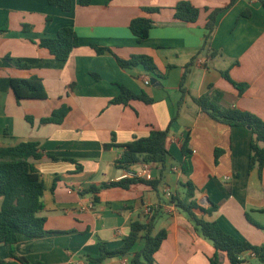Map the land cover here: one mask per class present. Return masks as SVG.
<instances>
[{
    "label": "crops",
    "instance_id": "obj_1",
    "mask_svg": "<svg viewBox=\"0 0 264 264\" xmlns=\"http://www.w3.org/2000/svg\"><path fill=\"white\" fill-rule=\"evenodd\" d=\"M180 1L90 0L81 5L73 0V9L65 12L48 0H0V27H8L0 35V147L34 141L44 154L31 162L44 183L45 208L40 215L46 217V233L39 238L19 235L15 246L30 264H125V258L128 264L144 247L143 239L129 256L101 263L89 258L100 255L102 242L109 250L121 248L132 221L146 223L153 214L158 215L154 234L168 233L155 264H209L216 252L213 243L171 202L172 196H184L189 181L197 188L201 206H218L208 220L241 240L264 245V170L260 175L249 166L252 131L214 120L193 101L211 93L221 108H240L264 119V6L260 0H236L219 14L208 49L207 18L230 0H188L201 11L194 23L174 17ZM145 7L161 10L148 13ZM245 11L249 17L242 16ZM140 16L153 20L142 42L129 28ZM63 27L74 28L80 40L66 61L38 45ZM92 45L109 48L124 59L149 55L160 77L143 65L122 68L114 53L98 54ZM20 61L30 68H20ZM191 62L183 93L182 73ZM227 69L234 80L249 84L242 95L222 77ZM32 76L42 79L48 98L18 103L10 79ZM119 84L145 93L153 102L112 104L120 94ZM63 105L70 111L61 124L41 123ZM152 130H169L165 166L151 165L150 180L160 181L157 190L137 184L86 192L93 185L122 180L124 169L118 160L125 146ZM186 139L191 150L187 158L182 153ZM216 150L222 151L217 158ZM185 160L187 172L182 169ZM142 166L137 163L130 169ZM0 256L9 259L8 246L0 245ZM242 258V264L260 262L249 252ZM220 261L230 264L224 253Z\"/></svg>",
    "mask_w": 264,
    "mask_h": 264
},
{
    "label": "trees",
    "instance_id": "obj_2",
    "mask_svg": "<svg viewBox=\"0 0 264 264\" xmlns=\"http://www.w3.org/2000/svg\"><path fill=\"white\" fill-rule=\"evenodd\" d=\"M236 0H230L228 6L213 10L205 26L204 47H210L211 40L216 30L217 18L220 13L231 6ZM50 5L60 8L62 11L69 12L73 9V0H48ZM264 6V0H260ZM90 0H80L81 5H88ZM148 13L159 12V7H145ZM174 17L178 20L194 23L200 17V9L190 1L183 0L174 7ZM242 16L249 17L250 12L245 11ZM50 19V18H49ZM132 34L138 42H142L149 37L150 30L153 28V20L149 16H140L133 19L129 26ZM8 32V27H0V35ZM38 45L47 49L57 60L66 61L73 50L80 45V40L75 29L72 27L61 28L55 37H44L38 41ZM98 54L105 52L114 53L111 49L92 45ZM215 55L216 52H213ZM118 64L122 68H130L136 65H143L145 70L158 74L157 65L149 55H133L129 59H124L114 53ZM8 60H11L8 58ZM238 64L235 62L234 65ZM193 62L184 67L181 80V89L185 93V81L190 73ZM20 68L29 69L30 66L20 61ZM222 77L230 82L242 95L249 87L248 83L234 80L230 74V69L221 71ZM11 88L20 103L25 99L48 98V93L42 79L37 76L30 78H11ZM120 94L114 98L112 104L127 105L132 100H142L152 103L153 99L145 93L137 94L123 84H119ZM210 90H216L210 86ZM194 103L207 113L214 120L226 124L230 127L244 126L252 131L250 144V169L257 168L260 175L264 170V119L260 116L240 108H221L211 93H206L200 97L193 98ZM70 108L63 105L55 110L51 116L41 119L42 124L55 123L61 124ZM32 121L31 117H28ZM169 130H152L147 136L135 137L128 145L118 160L121 169H129L137 163H147L151 165L165 166L170 155L168 147ZM182 153L190 156L188 139L182 146ZM222 153L216 150V158ZM44 156L40 149V144L34 141H24L14 146L0 147V245L9 247V259L0 256V264H30L28 260L20 256L16 250L18 236L25 235L31 238L43 237L46 233V217L40 213L44 210V183L40 175L31 162L32 159H41ZM182 169L187 172L188 163H182ZM137 184H144L154 190L158 189L160 181L145 180L140 178H125L119 181L105 182L99 186H91L86 192L99 193L107 188L130 189ZM185 193L183 197L172 196L171 202L186 212L193 220L196 230L205 238L210 240L215 247V254L209 258V264H221L220 253H224L230 264H242V256L245 253H253L260 262L264 263V245L257 246L249 241L241 240L225 232L216 221L208 220L217 209L216 204L209 207L201 206L196 199L197 188L190 181L184 184ZM157 214H153L149 222L139 220L132 221L130 233L125 237L124 244L116 250H109L104 242L100 244V255L90 257V261L101 263L108 258L115 256H129L141 239L144 240V247L134 253L128 264H155V254L159 251L162 243L167 238V231L161 230L154 234ZM251 220V218L248 216Z\"/></svg>",
    "mask_w": 264,
    "mask_h": 264
},
{
    "label": "built area",
    "instance_id": "obj_3",
    "mask_svg": "<svg viewBox=\"0 0 264 264\" xmlns=\"http://www.w3.org/2000/svg\"><path fill=\"white\" fill-rule=\"evenodd\" d=\"M145 83L150 84V80L146 79ZM125 178H140V179L150 180L151 179V164L143 163L142 169L140 170H133L130 168L124 169L123 174L120 179H125ZM226 180H229V177H226ZM124 261L126 264L128 259L125 258Z\"/></svg>",
    "mask_w": 264,
    "mask_h": 264
},
{
    "label": "water",
    "instance_id": "obj_4",
    "mask_svg": "<svg viewBox=\"0 0 264 264\" xmlns=\"http://www.w3.org/2000/svg\"><path fill=\"white\" fill-rule=\"evenodd\" d=\"M151 82H152L153 84H155V83H156V79L153 78Z\"/></svg>",
    "mask_w": 264,
    "mask_h": 264
},
{
    "label": "rangeland",
    "instance_id": "obj_5",
    "mask_svg": "<svg viewBox=\"0 0 264 264\" xmlns=\"http://www.w3.org/2000/svg\"><path fill=\"white\" fill-rule=\"evenodd\" d=\"M259 264H261V262H258Z\"/></svg>",
    "mask_w": 264,
    "mask_h": 264
}]
</instances>
